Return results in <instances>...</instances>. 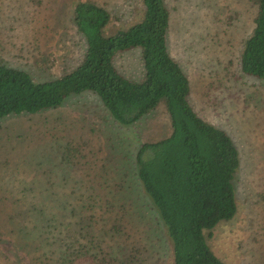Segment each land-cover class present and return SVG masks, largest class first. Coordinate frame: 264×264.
<instances>
[{"label": "rangeland", "instance_id": "374dc122", "mask_svg": "<svg viewBox=\"0 0 264 264\" xmlns=\"http://www.w3.org/2000/svg\"><path fill=\"white\" fill-rule=\"evenodd\" d=\"M77 1L0 0V61L24 70L35 82L74 66L85 49L84 37L72 22L71 8ZM93 1L104 4L111 15L106 35L142 19L140 0ZM162 4L168 10L167 51L187 77L189 105L228 135L238 155L235 214L203 231L206 244L224 264H264V81L238 66L254 8L249 0ZM112 65L128 80L142 78L138 48L117 52ZM168 117L161 99L139 120L122 125L96 93L85 91L68 95L53 108L0 118V264H18L21 257L27 261L18 245L22 243L12 240L10 222L23 219L15 213L31 207L34 194L38 204L47 203L54 213L55 203L57 207L72 200L67 191L74 183L78 197L85 185L99 181L94 176L103 169L111 172L106 178L110 181L120 173L130 176L135 150L143 142L167 136ZM68 150L71 161L66 160ZM143 198L140 195L136 203L145 212L139 220L145 227L138 233L144 232L145 241L165 252L164 257L150 252L147 261L171 264L165 227Z\"/></svg>", "mask_w": 264, "mask_h": 264}, {"label": "trees", "instance_id": "16d2710c", "mask_svg": "<svg viewBox=\"0 0 264 264\" xmlns=\"http://www.w3.org/2000/svg\"><path fill=\"white\" fill-rule=\"evenodd\" d=\"M249 1L252 29L241 43L238 66L264 81V0ZM140 3L139 22L106 35L111 20L106 6L75 2L72 22L85 49L74 66L46 81L35 82L24 70L0 61V118L53 108L85 91L96 93L122 125L136 122L161 99L169 116L168 135L135 150L130 176L124 172L110 181L111 172L103 169L94 176L99 181L85 185L78 197L73 182L67 191L72 200L55 203L54 213L47 203L38 204L34 194L31 207L15 213L23 219L10 222L12 240L22 243L27 257L18 264H153L146 255L164 257L165 252L138 233L145 227L139 221L145 212L136 206L140 195L165 227L171 264H224L206 244L203 231L235 214L237 151L228 135L198 117L187 101V77L166 47L168 10L162 0ZM131 48L141 53L143 74L137 81L122 77L112 65L117 52ZM67 154L71 161V151Z\"/></svg>", "mask_w": 264, "mask_h": 264}]
</instances>
